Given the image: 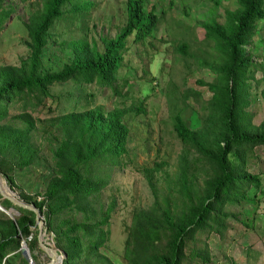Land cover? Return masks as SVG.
I'll return each mask as SVG.
<instances>
[{"label": "trees", "instance_id": "16d2710c", "mask_svg": "<svg viewBox=\"0 0 264 264\" xmlns=\"http://www.w3.org/2000/svg\"><path fill=\"white\" fill-rule=\"evenodd\" d=\"M65 1L44 0L42 9L24 22L30 39L27 68L21 64H0V172L11 188L17 185L16 174L39 157L33 132L41 118L34 113L50 96L49 86L70 82L79 88L83 83L95 82L124 96L117 78L126 38L132 34L134 41L143 40L152 33L158 18L153 5L147 8L144 0H125V23L114 36L103 40L102 50L96 48L94 41L90 44L84 39L73 41L68 62L60 69L41 71L38 63L41 49L51 23L63 15L61 6ZM235 1L234 8L224 10L223 22L214 19L202 22L205 37L213 39L218 50L214 59L217 79L205 83L211 95L202 126L191 129L177 114L172 124L177 137L197 152L195 159L207 165L203 168L202 187L200 190L192 187L186 174L187 160L182 156L175 184L180 200L175 206L178 208L171 212L168 205L162 206L152 189L151 204L133 212L124 248L127 264H182L187 240L198 231L222 237L231 214L226 206H238L240 200L252 202L255 190L260 189L259 173L246 169L245 152L264 145V119L251 123L245 107L247 77L252 67L264 72V58L252 60L244 46L250 42L256 22L264 17V0ZM90 4V0H77L66 12L83 13ZM179 48L184 49V44ZM129 109L115 106L103 112L89 107L51 115L56 130L50 147L51 174L38 198L37 193L20 196L38 208L44 229L55 236L64 252L60 264H72L81 256V241L75 233L78 227L88 235L84 257L96 253L106 237L107 229L100 225L105 217L97 222L79 223L70 211L77 208L87 211V218L91 216L89 201L103 185L94 170L101 168L102 161H116L126 151L127 127L122 116ZM47 111L51 113L49 105ZM12 118H18L20 124L12 122ZM249 189L252 196L248 195ZM0 205L14 212L8 215L0 209V264H27L28 259L18 247L23 240L31 259H35L34 212L1 194ZM240 222L246 224L244 220ZM198 252L191 255L196 253L200 262L207 261V252Z\"/></svg>", "mask_w": 264, "mask_h": 264}, {"label": "rangeland", "instance_id": "374dc122", "mask_svg": "<svg viewBox=\"0 0 264 264\" xmlns=\"http://www.w3.org/2000/svg\"><path fill=\"white\" fill-rule=\"evenodd\" d=\"M75 1L63 3V15L48 29L39 55L41 71L57 70L68 62L73 41L84 39L89 44L94 41L96 48L102 50L103 40L114 36L125 23V0H90L91 6L85 12L71 15L66 11L71 10V3ZM43 2L0 0V64L28 67L30 39L24 22L42 9ZM144 4L147 8L153 5L158 18L152 33L143 40L134 41L132 34L126 38L117 78L119 89L125 95L114 94L110 88L95 82L83 83L79 88L70 82L50 85V96L34 113L41 118L33 132L34 142L40 149L39 157L17 175L19 182L12 187L21 199L20 193H37L38 198L44 191L51 174L52 133H56L51 115L89 107L103 112L115 106L130 107L122 116L127 127L126 151L116 161H102L101 168L94 170L103 185L89 201L91 216L87 218V211L77 208L70 211L74 221L79 223L97 222L105 217L100 225L107 229L106 237L96 253L84 257L88 235L78 227L75 233L80 238L82 251L72 264H127L124 248L132 215L135 210L151 204L152 189L159 203L168 205L171 212L180 203L175 184L182 156L187 160L186 174L192 180V187L197 190L202 187L203 168L207 165L195 159L197 152L177 137L172 124L177 114L191 129L202 126L211 95L205 83L216 81L218 74L214 61L218 50L214 40L205 37L202 22L210 19L223 22L224 10L234 8L237 2L144 0ZM182 43L184 49L179 48ZM244 49L252 60L264 58V17L256 22L253 36ZM263 74V70L252 67L247 77L245 109L253 124L264 119ZM137 106L142 110H137ZM10 120L20 124L18 118ZM245 160L249 172L259 173L260 189L255 190L252 202L240 200L238 206H226L231 214L222 237L214 232L198 231L187 240L182 264H264V145L247 150ZM4 182L7 183L5 179ZM250 193L251 189L248 195ZM10 213L14 212L10 210ZM44 226L42 217L43 229ZM43 236L47 246L63 254L51 231L44 229ZM126 246L130 248V243ZM203 250L207 252V261L200 262L196 253ZM191 252L196 253L191 255ZM33 254L32 264H44L49 259L38 243Z\"/></svg>", "mask_w": 264, "mask_h": 264}, {"label": "water", "instance_id": "95a60500", "mask_svg": "<svg viewBox=\"0 0 264 264\" xmlns=\"http://www.w3.org/2000/svg\"><path fill=\"white\" fill-rule=\"evenodd\" d=\"M10 18V16H9ZM0 194L9 199L12 203L23 206L25 208L31 209L34 212V225L37 229V233H36V239H37V243L38 245L44 249L46 251V253L49 256L48 261L44 262V264H49L55 256V250L52 247L47 246L44 241H43V234H44V229L42 228V215L40 213V211L38 210L37 207H35L33 204L28 203L23 201L21 198H18V196L15 195V192L12 190V188L4 182V179L2 178L1 172H0ZM0 209L3 210L5 213H7L8 215H10V210L11 209H5L0 205ZM19 249H21L23 255L28 259L29 263H33L29 253H28V248L25 244V242L23 240L20 241L19 244ZM62 255H58V263L60 264L62 257L64 256V252H62Z\"/></svg>", "mask_w": 264, "mask_h": 264}, {"label": "bare ground", "instance_id": "6f19581e", "mask_svg": "<svg viewBox=\"0 0 264 264\" xmlns=\"http://www.w3.org/2000/svg\"><path fill=\"white\" fill-rule=\"evenodd\" d=\"M44 237V236H43ZM55 252V259L54 260H52L49 264H57L58 263V253H56V251H54Z\"/></svg>", "mask_w": 264, "mask_h": 264}, {"label": "crops", "instance_id": "0c3cea01", "mask_svg": "<svg viewBox=\"0 0 264 264\" xmlns=\"http://www.w3.org/2000/svg\"><path fill=\"white\" fill-rule=\"evenodd\" d=\"M21 172H22V171H21ZM17 175H19V173H18V174H16V178H15V179H16V181H18V176H17ZM18 182H19V181H18Z\"/></svg>", "mask_w": 264, "mask_h": 264}]
</instances>
